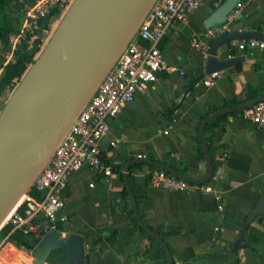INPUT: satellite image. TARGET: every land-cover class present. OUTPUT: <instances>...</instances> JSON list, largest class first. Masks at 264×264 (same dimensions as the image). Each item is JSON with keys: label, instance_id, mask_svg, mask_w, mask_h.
Segmentation results:
<instances>
[{"label": "crops", "instance_id": "1", "mask_svg": "<svg viewBox=\"0 0 264 264\" xmlns=\"http://www.w3.org/2000/svg\"><path fill=\"white\" fill-rule=\"evenodd\" d=\"M37 1L13 0L6 8L16 17L12 23L15 32L26 26L25 11ZM219 5L218 0H206L164 37L160 47L167 69L138 90L110 120L109 132L99 147L112 175L104 176L101 170L85 165L69 176L63 191L65 206L56 224L60 223V231L64 223L69 229L62 237L73 234L84 239L88 248L84 264H163L160 259L142 257L149 241L139 231H129L127 211L132 204L123 192V164L142 158L176 170L185 161L184 176L204 178L208 172L205 159L197 158L202 120L227 109L222 107L225 101L243 100L251 91L264 90V51L241 52L238 41L222 47L218 56H244L245 61L219 72L213 86L202 85L207 52L196 48L193 39L199 37L209 45L211 40L202 36L204 22ZM235 10L238 14L236 19L232 17L230 32L264 33V0H239ZM12 58V53L0 49V73ZM6 95L8 91L0 104ZM212 109L217 110L210 112ZM238 112L221 115L224 118L213 130L204 132L213 176L201 185L212 187V192L157 189L148 180L152 165L128 167L141 219L171 234L165 243L175 264H264V205L247 221L264 201V126ZM115 140L118 145L110 146ZM114 231L115 240L108 242ZM28 250L19 249L16 254L18 248L11 244L2 264L21 263L18 254L24 260ZM55 253L48 264H67L64 250Z\"/></svg>", "mask_w": 264, "mask_h": 264}, {"label": "water", "instance_id": "2", "mask_svg": "<svg viewBox=\"0 0 264 264\" xmlns=\"http://www.w3.org/2000/svg\"><path fill=\"white\" fill-rule=\"evenodd\" d=\"M156 0H85L75 11L74 0L46 46L20 79L0 110V232L9 217L30 191L34 181L49 163L69 127L93 97L96 89L116 63ZM239 0H227L205 20L204 28L222 24L234 12ZM264 42V33L240 30L216 36L208 45L204 73L210 75L237 66L244 56L219 58L222 47L236 41ZM60 57L58 61L56 58ZM264 95L232 108L206 116L199 127L207 165V175L195 179L179 174L170 166L138 158L123 164L125 187L134 217L149 236L163 249L167 264H173L165 243L142 222L137 201L127 180L131 164H148L193 184L208 183L213 168L204 136L206 124L215 117L250 108L263 101ZM264 205L261 201L250 213L251 221ZM62 230L50 229L33 249L32 264H44L52 252L64 250L67 264H84L88 248L84 239ZM32 248H30V251Z\"/></svg>", "mask_w": 264, "mask_h": 264}, {"label": "built area", "instance_id": "3", "mask_svg": "<svg viewBox=\"0 0 264 264\" xmlns=\"http://www.w3.org/2000/svg\"><path fill=\"white\" fill-rule=\"evenodd\" d=\"M205 1H155L134 37L57 145L47 166L9 217L6 224L10 225V230L3 235L0 234L2 236L0 264L5 262L7 249L11 244L18 248V252L19 249L25 251V247L20 246L13 239L15 235L19 234L23 237L34 235L42 238L48 230L57 229L56 222L65 206L63 191L71 174L87 165L101 170L104 176L112 175L111 169L102 161L99 147L100 141L109 132L110 120L121 111L125 104L134 99L138 90L148 83L155 82L160 73L167 69V62L160 47L161 42L171 30L184 22ZM225 1L227 0H218L221 4ZM73 2L74 0H38L34 5L27 7L26 26L9 36L11 53L23 41L31 43L36 39L38 35L35 32L39 30V21L55 11L56 17L51 18L48 28L38 31L44 36L43 39L48 40L53 29L52 22L57 20L58 16H64ZM236 14L238 11L234 10L225 22L205 29L202 36L210 41L216 36L230 32L234 21L232 17L236 19ZM28 35H30L29 39ZM193 45L207 52L208 42L202 41L199 37L193 39ZM236 46L239 51L249 55L264 51V42L258 40L238 41ZM217 79L218 73H212L206 75L201 83L209 87L213 86ZM14 89L15 86L6 92L12 93ZM241 116L259 126H264V100L242 110ZM118 143L117 140L112 141L110 146L115 147ZM148 180L150 186L157 189L189 193L213 191L210 186L189 183L160 169L149 171ZM31 191L32 194H30ZM21 206H24L22 212L19 211Z\"/></svg>", "mask_w": 264, "mask_h": 264}, {"label": "trees", "instance_id": "4", "mask_svg": "<svg viewBox=\"0 0 264 264\" xmlns=\"http://www.w3.org/2000/svg\"><path fill=\"white\" fill-rule=\"evenodd\" d=\"M13 0H0V49L9 54L11 53L10 45H9V36L14 32L12 23L16 19L14 15L8 14L6 12V8L12 3ZM55 11L52 12L47 18L39 21V30L48 28V24L51 20V18L56 17ZM64 16H61V19ZM38 30V31H39ZM36 31L37 38L32 40L31 43H28V41H23L20 46L17 47L16 50L12 53L13 58L11 61H9L7 64H5L2 67V71L0 73V99L3 96L4 92L10 88L16 87L20 79L24 76V74L27 72V70L31 67V65L35 62V60L38 58L44 47L46 46L49 39H43V35L40 34V32ZM30 35H28L29 39ZM264 95V90L260 91H251L247 93L246 98L243 100H239L236 97L232 98L231 100L225 101L222 107L225 108H232L235 106H239L241 104H245L247 102H250L252 100H255L259 96ZM217 109H212L210 112L215 111ZM239 113V112H238ZM224 117H215L212 120H210L206 126H205V133L210 132L213 130V128L220 122L221 119ZM197 158L200 160L204 159V153L202 149V143L200 138L197 140ZM141 166V165H136ZM152 169H157L155 166H151ZM187 169V162H180V165L177 167V172L181 175L186 174ZM130 170L128 172V183L130 186V189L136 197V191H135V185L133 184L132 177L130 175ZM166 173H168L166 171ZM123 176V174H121ZM124 193H127V189L124 187L123 189ZM32 194V191L30 192ZM24 209V206H21L19 208V211L22 212ZM128 215V224H129V231L135 232L139 231L148 241L149 245L146 247V249L141 253V256L150 259V260H156L160 259L163 264H167L166 262V256L163 251V249L155 242L149 234L142 229L141 225L137 222V220L134 217V213L132 208H130L127 211ZM142 222L145 226L150 228L164 243H165V237L167 235H171L170 233L162 231L160 228H153L150 227L143 219ZM56 228L59 230L61 229L60 223L56 224ZM10 230V225L6 224L4 228L1 230L0 234H5ZM116 238V232L114 231L112 235L107 238L108 242H113ZM20 246H24L25 250L30 249L27 239L19 234L15 235L13 237ZM167 248L169 249L168 245L165 243ZM170 250V249H169ZM239 262V261H238ZM237 262V264H238ZM175 264V262H173Z\"/></svg>", "mask_w": 264, "mask_h": 264}, {"label": "rangeland", "instance_id": "5", "mask_svg": "<svg viewBox=\"0 0 264 264\" xmlns=\"http://www.w3.org/2000/svg\"><path fill=\"white\" fill-rule=\"evenodd\" d=\"M68 10V9H67ZM67 12V11H66ZM61 21V17L58 16L57 17V20H54V22H52V26H53V29L51 30V33L49 34L48 36V39H50L54 33V31L56 30V28L59 26V23ZM11 95V92H9L8 95H6L4 97V99H2V103L0 104V110L4 107L5 103L7 102L8 98L10 97ZM1 235H0V240H1ZM27 239V242L29 244V246L32 248L31 252H29V250L27 252H25L27 254V258H25L24 260L21 261V263H12V262H6L4 264H32V252H33V249L40 243V241L42 240V238H39L38 236H34V235H31L29 237H25ZM56 251L52 252L51 255L49 256V258L46 260V262L44 264H48V261L53 258L54 256H56L57 253H55ZM18 253V251L16 252V254ZM20 254H18L19 256Z\"/></svg>", "mask_w": 264, "mask_h": 264}, {"label": "bare ground", "instance_id": "6", "mask_svg": "<svg viewBox=\"0 0 264 264\" xmlns=\"http://www.w3.org/2000/svg\"><path fill=\"white\" fill-rule=\"evenodd\" d=\"M84 2H85V0H79L77 6H76V8H75V11L78 10L80 7H82V5L84 4ZM59 58H60V57H57V58H56V61H58ZM22 200H23V199H22ZM21 202H22V201H21ZM21 202H20V203H21ZM17 259H18L19 261L21 260V259H19V258H17Z\"/></svg>", "mask_w": 264, "mask_h": 264}, {"label": "flooded vegetation", "instance_id": "7", "mask_svg": "<svg viewBox=\"0 0 264 264\" xmlns=\"http://www.w3.org/2000/svg\"><path fill=\"white\" fill-rule=\"evenodd\" d=\"M19 259H21L19 262H21L22 261V258H21V255H19Z\"/></svg>", "mask_w": 264, "mask_h": 264}]
</instances>
